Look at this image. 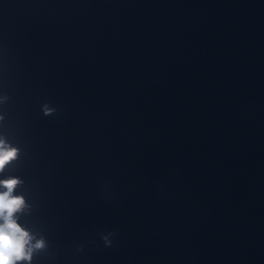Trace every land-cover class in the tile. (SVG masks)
I'll return each instance as SVG.
<instances>
[{
    "label": "water",
    "instance_id": "1",
    "mask_svg": "<svg viewBox=\"0 0 264 264\" xmlns=\"http://www.w3.org/2000/svg\"><path fill=\"white\" fill-rule=\"evenodd\" d=\"M0 50L132 131L264 178V0H0Z\"/></svg>",
    "mask_w": 264,
    "mask_h": 264
},
{
    "label": "clouds",
    "instance_id": "2",
    "mask_svg": "<svg viewBox=\"0 0 264 264\" xmlns=\"http://www.w3.org/2000/svg\"><path fill=\"white\" fill-rule=\"evenodd\" d=\"M54 109L47 105L43 106L45 116L52 115ZM3 117L0 116V120ZM18 149L7 146L0 140V172L17 158ZM23 181L18 177L0 179V264H31L35 253L46 248V241L43 237L37 238L25 226L19 223L20 215H23L30 208L22 195L14 194L17 186ZM115 233L103 235L102 239L106 246H111V236Z\"/></svg>",
    "mask_w": 264,
    "mask_h": 264
}]
</instances>
